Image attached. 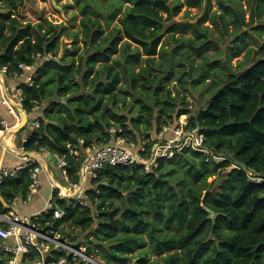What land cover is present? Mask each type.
Masks as SVG:
<instances>
[{"label":"trees","instance_id":"obj_1","mask_svg":"<svg viewBox=\"0 0 264 264\" xmlns=\"http://www.w3.org/2000/svg\"><path fill=\"white\" fill-rule=\"evenodd\" d=\"M29 1L0 0V68L12 79L20 64H36L31 86L15 83L28 116L17 136L32 129L21 143L25 151L65 156L76 181L81 157L70 151L110 140L111 126L141 142L187 115V128H197L205 147L222 157L206 161L203 151L184 149L149 173L106 167L88 181V206L53 194L64 216L53 220L46 211L42 221L105 264L125 259L112 251H131L145 240L154 254L169 253L165 264H264V187L238 168L264 171V0H215L212 12L207 0L196 22L182 24L167 19L203 0H71L82 17V45L65 24L23 23ZM64 36L72 43L60 55ZM33 167L0 183V214L24 205L14 199L27 197ZM215 175L219 184L207 182ZM171 228L177 233L168 234Z\"/></svg>","mask_w":264,"mask_h":264},{"label":"built area","instance_id":"obj_2","mask_svg":"<svg viewBox=\"0 0 264 264\" xmlns=\"http://www.w3.org/2000/svg\"><path fill=\"white\" fill-rule=\"evenodd\" d=\"M40 54L36 55L39 59ZM49 57V55H47ZM19 72L11 74L12 78L23 80L31 86L36 77V64L18 66ZM0 76H6V68H0ZM1 80V79H0ZM10 95H2L0 104L6 106L7 111L15 120L16 128L21 120L23 109L22 92L19 89ZM183 116V115H182ZM180 116V124L175 128L163 127L156 135L141 142L133 140L124 133L120 126H111L108 130L110 140L106 142H91L84 151H70L76 158H80L79 168L76 173L77 180L72 181L68 174L69 163L65 156H57V164L61 182L54 177L53 171H45L44 163L50 157V153L41 149L33 153L25 151L23 146L16 152L21 164L10 169L0 166V183L6 177H16L17 171L34 165L30 178L28 194L25 200L17 196L14 204L22 201L29 202L41 185L40 174L43 172L49 186V197L41 211L27 215H19L13 211L0 214V264H94L92 256L86 253L84 245H75L67 238H63L58 229L53 228L49 221H42L41 214L52 211L51 219L59 220L64 216L63 211L56 205L53 194L59 199H67L81 206H88L86 194L88 181L96 180L100 172L106 167L128 166L139 167L144 173L156 169L161 159L173 158L175 154L184 149L203 151L206 153V161L213 157L222 160L221 156H215L205 147L204 135L197 128L188 129L186 116ZM3 130H12L0 117ZM35 129L39 127L38 120L32 122ZM31 134L28 136L30 137ZM28 137L22 140L25 143ZM80 146L83 140H79ZM41 154L44 156L41 158ZM46 158V159H44ZM243 170L247 180L255 185L264 187V171L258 172L252 168L238 166ZM98 193V189H95Z\"/></svg>","mask_w":264,"mask_h":264},{"label":"rangeland","instance_id":"obj_3","mask_svg":"<svg viewBox=\"0 0 264 264\" xmlns=\"http://www.w3.org/2000/svg\"><path fill=\"white\" fill-rule=\"evenodd\" d=\"M206 2L207 0H203L201 5L198 7H188L187 5L182 6L181 11L177 15H175L174 17L170 19H167V23L175 22L178 24H182L183 22H190V23L196 22L197 19L203 15ZM210 2L211 4H213L212 9H211V12H212L216 10L217 7L215 4V0H210ZM21 12H22V15H21L20 20L23 23H31L33 25V24H36L37 22H43L44 20H50L54 23L65 24L71 31H76L78 33L79 44L82 45L80 41L82 37L81 28H80V20L82 17L80 16L78 7L76 5H73L71 0H30L29 2L24 3L23 7L21 8ZM247 15H248V12H246V16ZM163 16L166 17L165 14H163ZM116 21L117 19H115L113 22L115 23ZM203 24L210 26L211 30L213 31V35L218 37L219 35L218 31H216V29H214L211 26L209 21L204 22ZM185 36L188 37V34H185ZM263 36H264V32H263ZM66 43L68 46H70L72 41L70 38H67L64 36L60 40V50H59L60 55H61L63 45ZM163 43H165L166 46H169V47L173 46L170 40L167 39V37L163 38ZM60 55L56 59H60ZM115 56L116 55H113L112 57H115ZM242 58H243V55H241L240 57L234 58L231 64L234 66V64L236 63V60H241ZM188 101H189V104L191 105V109L194 110L197 105L196 102L190 97L188 98ZM35 109H38V107ZM119 109H120L119 112L125 113L128 111V106L125 108H122L120 106ZM183 116H186V119L188 122V116L187 115H183ZM180 118L179 120H181ZM30 130L32 131V129ZM21 142H22L21 136H16L17 145H21ZM48 165L50 166L51 170L54 172L55 179L61 182V176L59 175L60 170L51 161L48 162ZM182 172H183V169L177 166L176 173L180 175ZM213 179L216 180L215 182L216 184H219L220 180H222L220 178H217V175H215V176L208 177L207 182H211ZM170 183L172 186H175L177 181L172 180ZM38 190L40 191L41 187ZM39 195L41 194L39 193L35 195L34 199L31 202L26 203L24 205L21 204L18 207V210L22 206L23 209L26 207H30V209L36 208L34 211L38 209H39L38 211H41L44 205L42 206V200H40V198H42L41 196L37 199V196ZM64 227H65L64 228L65 231H68V227L67 226H64ZM176 233L177 232L175 231V229H172V228L168 231V234H176ZM80 238H82L81 235L78 239L80 240ZM112 253L117 255L118 257H123L125 259L123 260L112 259L110 264H137V262L141 260V256H144V254H147V257L145 261L143 262V264H165L164 257L167 256V254H169L168 252L162 253L161 255L154 254L146 240H145L144 245H140V246L136 245L133 247L131 251H115L114 250L112 251ZM92 257L94 260V264H105V262L99 257L97 256H92ZM108 258H113V257H110L109 255Z\"/></svg>","mask_w":264,"mask_h":264},{"label":"crops","instance_id":"obj_4","mask_svg":"<svg viewBox=\"0 0 264 264\" xmlns=\"http://www.w3.org/2000/svg\"><path fill=\"white\" fill-rule=\"evenodd\" d=\"M0 99L2 95H10L12 94L15 90L17 89L15 87V83L18 81L14 78H10L7 76H0ZM0 117L2 119H4L7 123L8 127H15V120L14 118L11 116V114H9V112L7 111L6 106L1 105L0 104ZM17 126V125H16ZM30 128V127H28ZM26 129L23 130L20 134L21 139L23 140L24 138L28 137L31 134V128L30 129ZM22 130V129H21ZM20 131H18L17 133H15L14 135L12 133H9V130H0V166H6L10 169L15 168L18 164H21L20 159L18 158L16 152H18V150L20 149V145H17L16 143V136ZM22 143V142H21ZM41 158L44 156L43 154L40 155ZM46 159V158H44ZM52 162L54 165H56L52 159L49 157L48 160H46V164L44 163V170L47 171H52L50 166L48 165V162ZM40 180H41V190H37L36 194H41L39 196H37V199L41 196L42 198H40V200H42V206L45 204V202L48 199V195L49 194V188L47 186V181L46 179H44V177L41 175L40 176ZM45 180V181H44ZM39 187V188H40ZM35 195L33 196V198L29 201L31 202ZM28 202V203H29ZM41 206V207H42ZM40 207V208H41ZM36 208L30 209V207H26L23 209V207L21 206L18 210L19 215H27L30 213H34L36 211H34Z\"/></svg>","mask_w":264,"mask_h":264},{"label":"water","instance_id":"obj_5","mask_svg":"<svg viewBox=\"0 0 264 264\" xmlns=\"http://www.w3.org/2000/svg\"><path fill=\"white\" fill-rule=\"evenodd\" d=\"M21 114H22V120H21V122L17 125L16 128H14L12 130H9V133H12L14 135L15 133H17L18 131H20L27 124V122H28V116H27L26 112L21 109ZM33 153H35V152H33ZM50 158L52 159V161L55 164H57L58 159H57V157L54 154H51L50 155Z\"/></svg>","mask_w":264,"mask_h":264}]
</instances>
